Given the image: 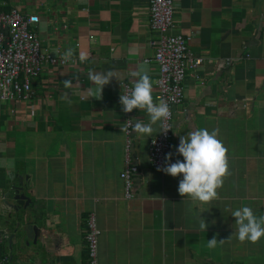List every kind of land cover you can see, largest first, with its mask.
<instances>
[{
    "label": "crops",
    "instance_id": "1",
    "mask_svg": "<svg viewBox=\"0 0 264 264\" xmlns=\"http://www.w3.org/2000/svg\"><path fill=\"white\" fill-rule=\"evenodd\" d=\"M149 4L0 0L2 10L39 16L42 51L57 57V49L75 52L73 63L43 68L32 82L31 100H0V233L10 238L19 230L12 248L9 239L2 241V264H87L91 216L101 231L97 264H264V238L240 242L230 211L248 206L264 215V0H173L172 31L188 35L186 52L203 61L196 67L186 62L184 99L172 109L166 154H173L172 162L183 160L177 153L181 136L197 128L219 130L232 174L212 204L182 197V175L151 167L149 143L159 125L150 137L132 132L130 159L138 172L126 199L120 179L126 162L123 88L113 77L102 99L88 94L95 87L89 71L113 70L132 87L129 72L148 61L157 102L152 43L159 34ZM81 52L89 56L83 63ZM65 80L73 88L66 89ZM131 117L149 122L139 109ZM13 186L24 188L29 207L16 211L5 204ZM201 218L207 231L199 230ZM27 224L40 230L29 245L21 243ZM213 237L226 242L209 249Z\"/></svg>",
    "mask_w": 264,
    "mask_h": 264
},
{
    "label": "built area",
    "instance_id": "2",
    "mask_svg": "<svg viewBox=\"0 0 264 264\" xmlns=\"http://www.w3.org/2000/svg\"><path fill=\"white\" fill-rule=\"evenodd\" d=\"M151 26L159 34L157 42H153L156 50L153 61L159 68V76L156 80V100L168 103L171 116L167 121L170 129L167 133L160 134L149 143L148 160L151 167L158 170L164 166V157L171 149L173 138V107L183 102V78L187 61H191L193 67L201 63L200 58H191L186 52L188 35L173 32L174 21L173 0H150ZM39 22V16L35 14H23L17 9L9 11L0 8V100H31L33 97L32 82L41 73L45 66L65 67L69 63L61 57L49 55L41 50L35 28ZM132 87L124 85L123 94ZM125 113V112H124ZM125 152L126 162L120 179L124 184L126 199L132 197V179L138 172V168L130 159L132 148L131 136L133 132L132 112L125 113ZM155 140V143H153ZM101 231L97 228L94 217L88 221V231L85 236L88 250L87 264H97V244ZM9 239L6 233H0V257L2 255V241ZM2 261V260H0ZM0 264H2L0 262Z\"/></svg>",
    "mask_w": 264,
    "mask_h": 264
},
{
    "label": "clouds",
    "instance_id": "3",
    "mask_svg": "<svg viewBox=\"0 0 264 264\" xmlns=\"http://www.w3.org/2000/svg\"><path fill=\"white\" fill-rule=\"evenodd\" d=\"M55 51L57 55H61L64 62L74 61V49L69 48L63 54H60L58 49ZM78 59L83 63L89 59V56L86 52H81ZM148 63V61H144L136 70L129 72V76L134 78L132 88L126 94H121L120 104L125 113H130L134 109L147 113L149 122L145 124L136 120L132 128L137 134L150 137L156 132L155 125H159V132L167 133L170 129L167 121L171 116V111L167 102L161 100L157 103L154 100L153 81L149 75ZM113 77H116L121 87L124 88L121 77L113 70L107 72L89 71L88 79L95 86L88 90L91 98L102 99L104 87L112 81ZM64 87L66 89L73 88L72 80H65ZM177 153L183 156V160L178 159L172 162L173 154L170 152L166 154L165 165L158 170L173 177L182 175L178 184L179 194L197 204H212L219 200V190L223 188L225 180L232 174L229 150L219 139V130L209 131L207 128H197L189 131L180 137ZM204 210H201V213ZM230 211L231 215L236 218L234 234L240 242L247 241L256 244L264 238V215L257 216L248 206H242L235 210L230 209ZM199 230H208L205 218L199 219ZM225 242L226 240H218L213 237L207 240V248L214 249L218 243L222 245Z\"/></svg>",
    "mask_w": 264,
    "mask_h": 264
},
{
    "label": "water",
    "instance_id": "4",
    "mask_svg": "<svg viewBox=\"0 0 264 264\" xmlns=\"http://www.w3.org/2000/svg\"><path fill=\"white\" fill-rule=\"evenodd\" d=\"M12 192L10 194L6 195V198L12 197L10 201H5V204H12L11 207L15 209L16 211H19L22 207L27 208L31 204V199L27 197L22 191H24L23 187H17L13 186L12 187ZM11 202V203H10ZM18 231L17 230L15 233H13L10 238H9V244L10 248H12V245H14L15 240L18 237ZM22 231L25 233V239L21 243H25L26 245L30 244V240L36 241V237L39 235L40 230L37 226L33 224H27Z\"/></svg>",
    "mask_w": 264,
    "mask_h": 264
}]
</instances>
